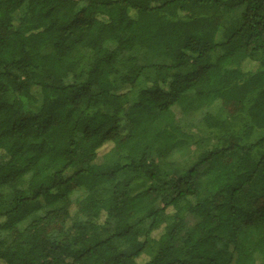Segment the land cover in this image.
<instances>
[{
    "label": "trees",
    "instance_id": "obj_1",
    "mask_svg": "<svg viewBox=\"0 0 264 264\" xmlns=\"http://www.w3.org/2000/svg\"><path fill=\"white\" fill-rule=\"evenodd\" d=\"M0 264H264V0H0Z\"/></svg>",
    "mask_w": 264,
    "mask_h": 264
},
{
    "label": "rangeland",
    "instance_id": "obj_2",
    "mask_svg": "<svg viewBox=\"0 0 264 264\" xmlns=\"http://www.w3.org/2000/svg\"><path fill=\"white\" fill-rule=\"evenodd\" d=\"M174 112L176 113V117L179 118L180 117L179 112L177 110H174ZM190 150H191V147L190 148H182V149H180L179 158L180 159H185L187 157V155H188V152H190ZM145 185H148V182H146ZM142 186L143 185L141 183H137V184H135L133 186L132 191L133 192H137L139 189H141ZM83 193H84V191L80 189L79 196H82Z\"/></svg>",
    "mask_w": 264,
    "mask_h": 264
}]
</instances>
